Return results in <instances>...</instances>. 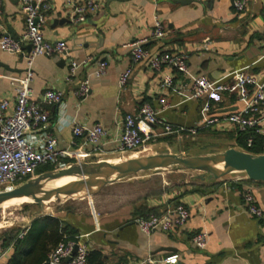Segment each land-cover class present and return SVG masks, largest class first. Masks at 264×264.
Wrapping results in <instances>:
<instances>
[{"label":"crops","instance_id":"0c3cea01","mask_svg":"<svg viewBox=\"0 0 264 264\" xmlns=\"http://www.w3.org/2000/svg\"><path fill=\"white\" fill-rule=\"evenodd\" d=\"M49 1L53 7L44 25L45 38L65 40L69 56L37 57L33 64L32 87L39 101L46 89H59L65 93L61 106L43 103L51 113V130L60 149L73 148L74 120L89 127L101 122L111 132L103 158L113 156L116 149L113 138L119 124L127 114L136 112L145 103L161 110V118L168 122L194 127L204 119L203 101L181 95L179 85L190 84L192 77L200 74L226 81L241 71H251L259 77L264 73V0H250L248 10L241 16L235 13L233 0H202L187 4L177 0H103L101 9L79 25L70 22L68 3L82 0ZM3 10L0 35L9 33L15 38L21 37L25 31L21 0H4ZM157 16L166 29L163 39L153 36ZM141 39L147 40L145 46L150 50L186 54L191 76L186 77L170 67L158 72L145 62L133 64L126 45ZM205 40L207 48L204 47ZM30 49L26 46L27 51ZM71 60L82 63L73 82L67 80ZM103 60L108 62L107 73L96 77L95 67ZM130 66L134 68L133 75L122 88L120 75ZM25 70L26 62L21 55L8 53L0 46V98L10 99L11 111L15 105V90L10 77L23 76ZM167 76L173 80L170 87L163 86ZM86 79L90 80L91 92L86 99L80 100L75 91L78 82ZM162 97L167 98L168 107L160 103ZM243 106V101L231 100V108ZM234 131L232 127L225 130L205 128L193 138L198 140L207 134L228 135L235 147ZM191 137L187 133L162 136L159 143L170 152L171 148H176L179 150L175 153L185 154L184 142ZM85 139L84 136L76 138L78 146ZM94 158L97 157H89L88 162H95ZM63 161L74 163L71 158ZM145 176L141 173L124 181L138 184ZM228 176L174 183L163 178L159 184L149 181L147 187L122 196L88 199L85 209L62 207L51 213H21L20 220L24 223L0 231L1 239L8 238L12 231L20 235L26 230L16 244L8 247L3 262L35 264L40 256L34 251L35 245L43 239L45 218L50 216L66 221L76 232L75 240L88 244L92 264H119L148 256L171 255L179 256L173 264H264V181H235L233 184L234 178L243 173ZM247 189L253 191L263 211L262 217L248 211L244 200ZM179 204H184L191 212L184 227L147 234L138 226L139 218L153 212L163 213ZM200 231L209 234L205 249H198L192 243L193 235Z\"/></svg>","mask_w":264,"mask_h":264},{"label":"built area","instance_id":"2783aa9c","mask_svg":"<svg viewBox=\"0 0 264 264\" xmlns=\"http://www.w3.org/2000/svg\"><path fill=\"white\" fill-rule=\"evenodd\" d=\"M182 1V0H177ZM200 3L202 0H189ZM22 12L25 19V31L22 36L15 38L9 33L0 35L1 48L11 54L21 55L26 62L25 74L20 77H10L15 90V105L10 110L11 102L7 97L0 98V193L9 191L28 180L37 177L38 169L46 164L67 167L64 158H71L74 163L88 162L91 156L103 159L104 146L108 142L111 132L101 122L86 126L72 122L75 139L73 148L60 149L58 139L53 133L51 113L43 103L63 105L65 93L59 89H46L39 101L35 97L32 87L35 72L34 61L39 56L51 57L54 55L69 56L68 44L65 40L49 41L45 38L44 25L47 14L52 9L49 0H21ZM70 22L76 25L88 21L90 15L96 14L103 6V0L69 1ZM235 13L241 16L249 6L250 0H233ZM4 0H0V17L3 15ZM264 27V22H263ZM153 36L163 39L166 29L160 17H156ZM146 39L135 40L126 46L131 51L133 64L145 62L149 67L162 72L164 67L176 69L184 76L190 75L188 56L184 53H173L168 50L153 51L146 48ZM26 46H31L29 51ZM204 47H208L207 40ZM82 63L71 60V68L67 80L73 82L77 69ZM108 62L99 61L94 70L96 77L107 73ZM134 72L133 66L121 73L120 87H125ZM259 77L251 71L237 72L226 81H216L207 75H195L191 83L179 85V93L189 99L202 100L204 119L194 127L177 125L161 118V110L145 103L136 112L127 114L119 124L113 142L116 145L115 154L124 155L130 151L147 147L159 142L160 137L168 135L181 136L185 133L195 137L205 128L225 130L231 127L237 132L249 129L264 136V73ZM173 83L171 76L165 78V87ZM91 92L90 80H82L77 84L75 95L78 99H86ZM231 100L243 101L244 106L231 110ZM164 107L169 103L166 97L160 99ZM63 120V116L59 118ZM84 136L86 139L78 146L76 138ZM254 139H247L248 147L253 146ZM89 147V149H86ZM246 176H238L235 181L246 180ZM244 200L248 211L262 217L263 211L251 189H247ZM191 212L184 204L169 208L161 214H151L147 218H139L137 224L140 229L150 234L156 230L165 232L182 228L186 225ZM26 230L21 232L23 236ZM209 234L200 231L193 235L192 243L198 249H205L208 245ZM77 247V251L75 248ZM9 248L5 249L0 243V264ZM90 250L86 243L69 240L59 243L49 254L46 264H91ZM70 258L68 261L67 259ZM179 259L178 255L131 260L119 264H173Z\"/></svg>","mask_w":264,"mask_h":264},{"label":"water","instance_id":"95a60500","mask_svg":"<svg viewBox=\"0 0 264 264\" xmlns=\"http://www.w3.org/2000/svg\"><path fill=\"white\" fill-rule=\"evenodd\" d=\"M180 2L191 3L189 0ZM63 21L64 19L61 22ZM231 110H236V108H231ZM169 168L200 171L204 173L200 176L201 179L208 180L221 179L229 174L241 172L250 180L264 181V153L256 154L236 147H229L215 154L184 155L168 151L128 158L114 163H73L58 172L40 173L37 177L12 190L1 192L0 207L6 202L20 198L29 199V204L43 206L62 196L75 197L80 194V196L91 197L111 182L133 178L146 171ZM64 177L76 179L61 186L46 187L50 181ZM76 251L77 247L74 252Z\"/></svg>","mask_w":264,"mask_h":264},{"label":"rangeland","instance_id":"374dc122","mask_svg":"<svg viewBox=\"0 0 264 264\" xmlns=\"http://www.w3.org/2000/svg\"><path fill=\"white\" fill-rule=\"evenodd\" d=\"M231 144L232 142H231V139H229L228 135H222V134L208 135L207 134V135L202 136L198 140L191 137V139H188V141L184 142V145H183L184 146L183 148L185 149L184 155L215 154L217 152L224 151L225 149L229 147H234V145H231ZM235 147L239 148L236 145ZM171 149L173 153L179 150L176 148L175 149L171 148ZM168 150L164 144L162 143L160 144L158 142L150 146L147 145V147H142L141 149H138V150L130 151L128 153H125L124 155L114 154L113 156H110V157L108 156L103 159L94 158L96 159L94 161L100 162V163H114L118 160H125L127 158H136V157L143 156V155H152V154H157V153H162V152H168ZM70 165L71 164H68L67 167H69ZM61 168L62 167L54 166V169L50 171L58 172ZM64 168L66 167H63L62 169ZM142 173H144L146 176L143 179L141 178L140 180L141 183H138V184L127 183L124 180L111 182L91 197L80 196V194H77L75 195V197L62 196L59 199H55L51 202L45 203L43 206L38 205V204L25 206V203H20L18 206H10V207L1 206L0 207V231L8 227H11V226L18 227L22 223H24L22 220H20L21 213L27 214V215L38 214L41 211L43 212L48 211L51 213V211H56L62 207H69L74 210H76L77 208L85 209V207H87L89 203L88 199L89 200L100 199L98 197H106V196L111 197V198H114L116 196H122L123 194H126L129 191H136L137 189H140L142 187H147V183H149V181H152L151 183L153 184L154 183L159 184L161 179L166 178L168 181L173 182V183L177 181H182V180H189L191 182H200L202 180L200 176L204 175V173L200 171L186 170V169H181V168L158 169V170H151V171H146ZM139 174H137L134 177H137ZM225 177H229V176H225ZM66 178L67 177L61 178L62 182ZM51 185L53 184L50 183V184H47L46 186H51ZM101 199H105V198H101Z\"/></svg>","mask_w":264,"mask_h":264},{"label":"trees","instance_id":"16d2710c","mask_svg":"<svg viewBox=\"0 0 264 264\" xmlns=\"http://www.w3.org/2000/svg\"><path fill=\"white\" fill-rule=\"evenodd\" d=\"M233 137L236 140V146L239 147L240 149L256 154L264 153V136L257 134L254 130L249 129L248 131L245 132L234 131ZM249 137H253L254 139V144L251 147H248L247 145V139ZM53 169H54V165L46 164L38 169V174ZM239 182L253 183L254 181L247 178L246 180L238 181V183ZM235 183L236 182H233V184ZM28 205H34V204H29V203L25 204V206ZM151 214H161V213L153 212L146 215L144 218L149 217ZM45 219L46 222H44V226L42 230L43 239L39 241L38 244L35 245V249H34V251L40 255L38 256V260L35 264H46L49 254L59 243L69 240L76 241L74 238V234L76 232L67 225L66 221L62 220L61 218L50 217V216H47ZM19 239H20L19 232L12 231V234L8 238L7 237L1 238L0 243L3 246V248L7 249L11 244H16L19 241ZM89 261L92 264V260H90V257H89Z\"/></svg>","mask_w":264,"mask_h":264},{"label":"bare ground","instance_id":"6f19581e","mask_svg":"<svg viewBox=\"0 0 264 264\" xmlns=\"http://www.w3.org/2000/svg\"><path fill=\"white\" fill-rule=\"evenodd\" d=\"M128 159V158H127ZM119 161V160H118ZM62 169V168H61ZM65 178V177H64ZM76 178H73V177H67L63 182L61 179H58V180H53L51 182H49L48 184L52 183L53 185L51 186H46L47 188H50V187H56V186H61V185H64L70 181H73L75 180ZM30 200L27 199V198H20V199H14V200H11L9 202H6L5 204H3V206H6V207H10V206H18L20 203H29ZM51 210V209H50Z\"/></svg>","mask_w":264,"mask_h":264}]
</instances>
